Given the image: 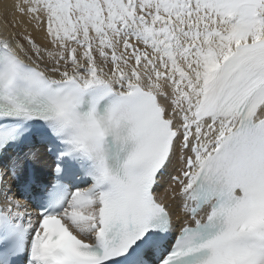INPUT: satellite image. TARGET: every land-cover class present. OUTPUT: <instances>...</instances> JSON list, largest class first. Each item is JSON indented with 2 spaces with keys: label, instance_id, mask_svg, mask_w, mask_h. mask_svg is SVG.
I'll list each match as a JSON object with an SVG mask.
<instances>
[{
  "label": "snow or ice",
  "instance_id": "1",
  "mask_svg": "<svg viewBox=\"0 0 264 264\" xmlns=\"http://www.w3.org/2000/svg\"><path fill=\"white\" fill-rule=\"evenodd\" d=\"M11 7L0 264H264V0Z\"/></svg>",
  "mask_w": 264,
  "mask_h": 264
},
{
  "label": "bare ground",
  "instance_id": "2",
  "mask_svg": "<svg viewBox=\"0 0 264 264\" xmlns=\"http://www.w3.org/2000/svg\"><path fill=\"white\" fill-rule=\"evenodd\" d=\"M13 3L14 0H0V33H3L5 31V21H8L9 27L11 26L13 17H15L18 20H23L25 24L27 22L26 17H20L18 13L13 12L11 7ZM27 26L29 30H31V26L30 25ZM34 35H36L39 40V38L42 37L43 33H39V34L34 33ZM40 151L43 152V149H40ZM37 167H39V164H37Z\"/></svg>",
  "mask_w": 264,
  "mask_h": 264
}]
</instances>
